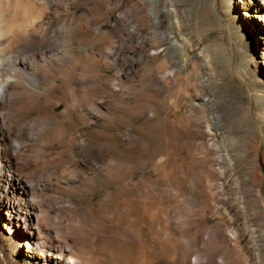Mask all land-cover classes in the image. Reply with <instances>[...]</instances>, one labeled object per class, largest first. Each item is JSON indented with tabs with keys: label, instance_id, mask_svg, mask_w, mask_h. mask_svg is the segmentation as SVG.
I'll use <instances>...</instances> for the list:
<instances>
[{
	"label": "rangeland",
	"instance_id": "374dc122",
	"mask_svg": "<svg viewBox=\"0 0 264 264\" xmlns=\"http://www.w3.org/2000/svg\"><path fill=\"white\" fill-rule=\"evenodd\" d=\"M32 1L39 8L48 7L42 23L52 26L50 35L55 29L62 35L73 30L78 37L75 52L91 53L92 67L102 81H96L89 108L80 109L78 115L67 111V83L62 79L51 86L41 84L46 93L40 105L11 111L8 126L27 122L30 133L21 141L32 147L27 153L17 152L20 157L16 153V172L30 182L44 175L56 182L71 163L57 166L52 175L43 146H54V154L67 150L74 161L84 154L70 143L50 140L51 130L65 118L70 120L69 133H78L86 151L111 157L110 174L99 177L94 186L95 203L111 194L107 207L87 204L80 210L88 228L99 226L102 217L109 218L115 232H110L107 242L95 239V232L87 238L91 244L85 242L100 257L109 252L106 262L139 264L138 256L143 255L136 242L127 245L117 240L119 230L111 220L123 213L124 234L137 237L142 213L136 205L144 190L136 199L128 194L126 185L133 179L154 184L158 190L157 264H195L196 260L207 264L218 243L208 237L213 231L233 248H229V264H264V15L258 11L264 1L12 0L13 24L27 23L22 18L26 8L34 7ZM43 123L48 135L39 133ZM99 166L94 163V168ZM59 194L64 198L57 200V214L52 215L56 223L71 214L65 211L69 196L64 191ZM9 226L0 220V264H24L27 241L10 234ZM73 255L87 258L78 246Z\"/></svg>",
	"mask_w": 264,
	"mask_h": 264
},
{
	"label": "bare ground",
	"instance_id": "6f19581e",
	"mask_svg": "<svg viewBox=\"0 0 264 264\" xmlns=\"http://www.w3.org/2000/svg\"><path fill=\"white\" fill-rule=\"evenodd\" d=\"M12 3V0H0V220L10 225V234H19L22 239L27 241V256L24 258V264H103L106 262V255L104 256V253L100 254L102 257L97 255L98 252L96 253L93 246L91 247V243L87 238L90 232H95V239L102 238L106 241V239L108 240L110 232H115V230L112 229L109 222L110 220L109 218H106V215H104L106 217H102L101 220L98 221L99 226L88 228V220L84 219L83 213L80 214V210H82V205L85 206L88 204L87 206L89 208L99 206L100 209H102L109 203L111 194L98 203H95L97 191L94 190V186L97 185L99 177L105 179L106 175L110 174L109 166L111 163V157L102 152L92 150L86 151V144L83 145L84 142L77 140L76 134L78 133H69L68 122L70 120L67 121V119L64 118L56 123L55 128L51 130L52 136L50 140L55 143L56 141H63L65 144L70 143L73 149L75 148L81 152L84 151V154L80 157L76 156L74 161V157H70L72 155L69 156V153L71 154V152H68L67 150L54 154V146H43L44 150L41 151H45L43 153L50 169L53 170V172H51L52 175L57 173L55 172L57 166H62L67 161H70L71 167L69 166L64 172H62V178L57 179L56 182H54V179L49 175H44L43 179H40L39 181L30 182L27 177L16 172L17 162H19L17 159L19 154L17 152L23 151L27 153V150L32 148L26 144L27 141L23 142L25 138H28V133H30V130L27 129L28 124L27 122H24L21 125L13 124L14 126H12V124H9L8 126L7 124L8 117L10 116L9 114L15 107V110L20 112L21 109H24V105H27L28 107L32 103L34 105H40L44 94L46 93L40 88L41 84H48L51 86V84L57 79H62L67 83L66 91L67 99L69 101L67 111L72 112L75 110L78 115L79 112H81L80 109L89 108L91 105L96 94V81L98 83L102 81V76L99 80L96 71L92 67L91 62H93L94 59L92 60L93 56L90 55L91 53L77 54L78 52H75L76 50L74 49V46L76 45V39L78 37L76 38L72 32L73 30L68 29L65 33L66 35H62L60 29H55L52 31L54 35H50L52 26L48 23H42L43 13H45V10H47L48 7L47 9L44 7L39 8L37 6L39 4L32 1L34 7H30V3V8L25 9V16L22 18V20L25 18L27 23L25 25H16L13 24V17L16 12H14L15 8ZM40 5L43 4L41 3ZM259 10L264 15V8H258V11ZM163 42H167L166 37H163ZM60 46L69 47V49H71L69 50L65 48L66 50H62L63 47L61 48ZM48 54H50V56ZM83 58L84 60H81ZM254 63H258V59H255ZM107 79L108 78H106V81ZM44 88L45 90L47 89L46 86ZM16 101H18V104L21 106L18 107L20 108L19 110L17 109V106H15ZM79 101L81 102V105ZM27 106L24 111H26ZM28 109L31 108L29 107ZM94 111L96 110L94 109ZM49 117L50 116L46 119L49 120ZM29 119L30 117H28V121L31 122ZM43 126L42 129L38 128L40 135L47 134V127H45L46 123H43ZM12 135L16 136V140L13 142L11 139ZM32 137L34 136H31V138ZM22 139L23 141H21ZM49 144H51V142ZM41 148L42 147H40V149ZM9 150H12V153ZM31 151L34 152L33 150ZM94 163L99 164L100 168H94ZM132 178L133 176L131 179ZM126 186L127 190L125 191H129L130 193L128 194L134 196V198L138 197L137 195L140 190L141 192L142 189L144 190L142 195L143 200L138 202L135 200L136 198L132 199L135 200L133 203L138 202L136 205L137 207L135 205L134 207L141 211L142 214L139 218L141 217L140 219H142V221L140 222L137 220V222L140 223V229L135 231L137 237L133 239L130 237L129 232V235H127V232L124 234L123 230L125 229L121 228V224H123L121 223V216L123 213H117L116 217H112L116 220L110 218L114 221V227L117 231L119 230V233L117 232V237L119 239L117 240H120L123 244L127 242V245L129 243L128 241L137 243L139 246L137 247L141 249L140 253H143L141 256L142 258L138 256L141 261L136 257L139 264H157L158 255L156 256V248L158 246V229L160 224V202L158 200L157 187L151 183L148 185L144 184L142 181L135 182L133 179L128 181ZM61 191L62 193L63 191L66 192L69 196L66 202L70 205L67 208L65 207V211L71 214L68 219H66L67 217L65 218L66 220L60 218V220L58 219L59 222L57 221L56 223L52 220V215L54 216V214H57V200L63 202L64 196L59 194ZM4 197L7 199V204L4 202ZM137 199L140 200V198ZM74 200L79 203L72 202ZM119 208L117 209L119 210ZM117 209L115 207L116 211ZM127 211L128 210L125 212ZM85 214V218L87 217L88 219L87 213ZM164 215L166 216V214ZM169 215L170 214L167 216ZM6 216H9V218ZM74 219H78V223L73 222ZM134 220L133 222H135ZM208 237L214 239L218 243L213 250V254L207 258V262L210 264H229V259H231V250L229 248H231V246H228L227 242L221 238L220 233L213 231ZM51 240H54V243L51 242ZM44 241H47L49 244H45ZM86 241L90 244L85 243ZM76 246L80 248L84 256H87V258H85L82 255V258L84 257L85 261H83V259L79 260V258L73 255ZM121 246L122 245H120V247ZM0 247L2 248V246ZM125 247L123 246V248ZM231 249L233 250V248ZM218 257H220L219 262L217 261ZM200 261L201 260H196L195 264H198ZM107 262L109 264L110 261L108 260ZM127 263L129 264V262Z\"/></svg>",
	"mask_w": 264,
	"mask_h": 264
}]
</instances>
